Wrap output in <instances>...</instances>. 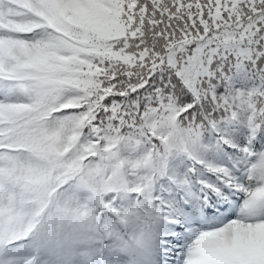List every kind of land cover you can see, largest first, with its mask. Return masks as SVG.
I'll use <instances>...</instances> for the list:
<instances>
[{"label":"trees","instance_id":"1","mask_svg":"<svg viewBox=\"0 0 264 264\" xmlns=\"http://www.w3.org/2000/svg\"><path fill=\"white\" fill-rule=\"evenodd\" d=\"M0 22V264H125L120 231L264 264V0H0Z\"/></svg>","mask_w":264,"mask_h":264},{"label":"rangeland","instance_id":"2","mask_svg":"<svg viewBox=\"0 0 264 264\" xmlns=\"http://www.w3.org/2000/svg\"><path fill=\"white\" fill-rule=\"evenodd\" d=\"M215 257H203V262H205V263H212V262H214L215 261Z\"/></svg>","mask_w":264,"mask_h":264}]
</instances>
